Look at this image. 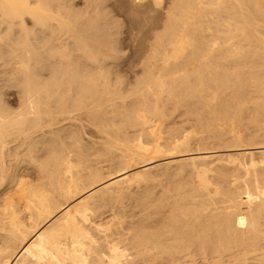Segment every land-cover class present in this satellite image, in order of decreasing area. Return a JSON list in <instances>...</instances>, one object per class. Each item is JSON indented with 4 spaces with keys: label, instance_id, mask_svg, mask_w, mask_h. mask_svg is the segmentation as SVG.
Segmentation results:
<instances>
[{
    "label": "bare ground",
    "instance_id": "bare-ground-1",
    "mask_svg": "<svg viewBox=\"0 0 264 264\" xmlns=\"http://www.w3.org/2000/svg\"><path fill=\"white\" fill-rule=\"evenodd\" d=\"M72 1L0 0V264H264V0Z\"/></svg>",
    "mask_w": 264,
    "mask_h": 264
},
{
    "label": "rangeland",
    "instance_id": "rangeland-1",
    "mask_svg": "<svg viewBox=\"0 0 264 264\" xmlns=\"http://www.w3.org/2000/svg\"><path fill=\"white\" fill-rule=\"evenodd\" d=\"M79 1H81V2H79ZM117 1V0H116ZM125 1V0H124ZM123 0H121V4L124 2ZM127 1V0H126ZM125 1V3H127V4H123V5H121V4H119L120 3V0L119 1H117L116 3H115V0H110L109 1V5H110V9H109V11L108 12H111V14H110V16H113V15H115L116 13V17L114 16L112 19L115 21L116 19L118 20H116V23H117V25H118V28L120 27V24H121V28L120 29H122V35H120V36H127V37H121L120 38V40L122 41V50H124V47L126 48L125 50H124V52H123V56H124V61H126L127 62V59H128V61H129V57L131 58V56H133V51H132V49H134V48H131L132 46H130V48L128 47L129 45H133V43H129V39H131V37H133V36H131L130 34H129V36L127 35L128 34V32H130L131 31V26H130V23H131V25H132V22H131V20H130V23L128 24V20L130 19V16H129V18H127V20L125 19L126 17H128V15H126V12L128 13L129 12V9H130V7H129V9L127 10V6H125V5H128V2L129 1H127L126 2ZM73 2V1H72ZM75 2H78V3H75ZM111 2H113L114 4H116V6H115V10L113 9V3H111ZM82 3V4H81ZM84 3V4H83ZM73 4H74V6L77 8V9H79L80 10V8H81V11L83 10V12H85L86 11V0H74V2H73ZM75 4H77V6L75 5ZM117 4H119V5H117ZM129 4H130V2H129ZM80 5V6H79ZM84 5V6H83ZM119 6H124V7H122L124 10H122V8L121 7H119ZM128 6H130V5H128ZM84 7V9H82ZM111 7H112V9H111ZM118 7V8H117ZM127 7V8H126ZM118 9H120V10H118ZM112 10V11H111ZM125 10H127V11H125ZM120 11H121V13H120ZM113 12H116V13H113ZM122 12H125V13H122ZM112 13H113V15H112ZM121 14H123V15H121ZM125 16V17H124ZM111 18V17H110ZM116 18V19H115ZM124 18V19H123ZM121 20H125V21H128V22H125V21H123L122 23H124V25L121 23ZM119 23V24H118ZM126 23H127V25H126ZM128 27V28H126L125 29V27ZM133 26V25H132ZM123 27V28H122ZM134 27H135V25H134ZM134 27H132V28H134ZM127 29H130V30H128V32H127ZM135 29H136V27H135ZM134 29V32L135 33H137V31ZM132 31H133V29H132ZM125 32H127L126 34H124ZM131 34L133 33V32H130ZM134 33V34H135ZM133 35V34H132ZM65 38V37H64ZM63 37L61 38V39H64ZM126 38V39H125ZM127 38H129V39H127ZM124 40V42H123V40ZM128 40V41H127ZM125 42H127L129 45L127 46V44L125 43ZM131 42V41H130ZM124 44H125V46H124ZM128 48V49H127ZM131 50V51H130ZM131 52V53H130ZM133 52V53H132ZM124 53H126V57H125V54ZM129 56H128V55ZM132 54V55H131ZM128 57V58H127ZM1 62H3V63H1ZM4 62L5 61H0V71L1 72H4V70H6V69H9V66H6V69H5V66H4ZM3 70V71H2ZM0 72V87L2 86V85H4V87H2V89H1V91H2V94H4L5 95V98L7 99V101L10 99V97L9 96H11L12 95V97H13V99H12V97H11V100H9L8 102L10 103V104H12V103H14V104H12L13 105V107L15 108V107H17L18 106V99H17V97H18V90L17 89H15V88H8V86L6 85V76L4 75V73H1ZM4 77H2V76ZM2 80H4V81H2ZM2 83H4V84H2ZM5 85H6V87H5ZM7 88V89H6ZM6 89V90H5ZM10 89H12V90H10ZM5 90V91H4ZM8 90H10V91H8ZM16 92H15V91ZM7 91L9 92V95H8V93H7ZM14 91L15 93H16V95L14 94V92H13V94H11L12 92ZM14 95L16 96V101H15V99H14ZM14 102H13V101ZM11 101H12V103H11ZM17 105V106H16ZM79 120H80V123H78L79 122ZM79 120L78 121H76L74 124L76 125V127L78 126V129H81L82 130V132H85L86 133V138L90 135V132L89 131H91V128H89L88 126H87V123H86V120H84V119H80L79 118ZM78 123V124H77ZM79 124H80V126H79ZM167 183L169 184L170 183V181L168 180V182L166 181H163L161 184H158V186H160V187H157V188H155L156 189V191L157 192H160L161 190H162V188H164L165 187V185L167 186ZM161 185H163V186H161Z\"/></svg>",
    "mask_w": 264,
    "mask_h": 264
}]
</instances>
